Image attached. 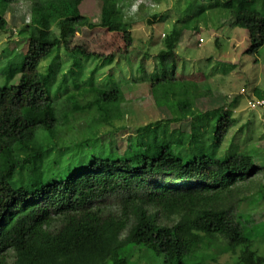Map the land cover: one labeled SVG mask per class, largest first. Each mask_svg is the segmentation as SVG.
Here are the masks:
<instances>
[{
  "label": "trees",
  "instance_id": "1",
  "mask_svg": "<svg viewBox=\"0 0 264 264\" xmlns=\"http://www.w3.org/2000/svg\"><path fill=\"white\" fill-rule=\"evenodd\" d=\"M20 1L0 0L5 8L0 11V30L7 31L4 15ZM29 1L30 24L12 32L27 42V50L1 73L5 81L0 86V264H129L131 255L125 254L136 250L144 258L161 257V264L179 257L189 264L187 256L211 248L221 236L223 251L236 255L235 264H264L258 244L264 243V223L239 212L247 200L243 191L258 189L264 200V185L254 182L264 166L249 153L216 156L237 121L224 108L198 111V87L192 81L176 87L180 32L165 36V49L156 57L164 73L149 89L156 105L171 113L168 125L190 120L188 135L181 129L170 133L158 122L142 128L123 154L92 132L71 147L59 146L56 138L71 125V116L100 111L104 103L118 102L120 94L115 87L97 93L86 106L67 102L56 108L54 96L70 92V76L76 90L84 85L76 73L77 59L65 73L60 64L39 71L57 48L53 26L63 24L64 36L75 26L101 27L122 37L125 52L132 46V33L124 23L122 0H93L103 4L100 24L81 16L79 7L85 0ZM217 5L229 10L234 25L247 31L249 47L244 54L257 55L264 47V0H220ZM112 18L115 23L109 21ZM73 51L105 66L115 59L113 54L93 55L83 48ZM93 75L94 71L87 82ZM93 90L90 87L81 97ZM98 140L112 155H94L64 168V155ZM197 240L202 245L193 252L191 244Z\"/></svg>",
  "mask_w": 264,
  "mask_h": 264
},
{
  "label": "rangeland",
  "instance_id": "2",
  "mask_svg": "<svg viewBox=\"0 0 264 264\" xmlns=\"http://www.w3.org/2000/svg\"><path fill=\"white\" fill-rule=\"evenodd\" d=\"M122 1L125 12L124 23L133 38L132 46L127 52L120 35L110 34L101 27L91 30L83 26H75L64 36L63 24L58 23L53 26V37L58 40L57 48L54 54L40 65L39 71L44 73L49 66L60 64L65 73L77 59L80 70L76 73L81 74L83 80L80 81V85H84L76 90L77 84L70 76V92L60 98L54 96L56 108L64 107L67 102L71 103V106L76 103L86 106L98 97L97 93L115 87L120 94L118 102L104 103L100 111L71 116V125L56 138L57 144L71 147L76 140L86 139L84 133L92 132L101 135L107 146L111 144L114 150L123 154L128 142L136 139L137 133L142 128L149 124L154 127L158 122L170 133L181 129L184 135H188L190 120L168 125L167 121L172 118L171 113L166 108L156 105L149 89L152 80L161 79L164 73L162 66L157 64L156 57L165 49V36L170 37L175 33L174 31H178L181 40L176 49L178 69L175 76L176 87L181 89L185 81H192L198 87L196 94L199 98L195 103L198 111L224 108L226 111H232L237 121L216 156L223 158L237 153H249L264 166V106L251 108L252 102L264 100V47L257 55L244 54L249 47L248 33L234 25L229 10L217 5L220 0ZM4 9L0 7V11ZM31 9V1L23 0L12 4L4 15L7 31L0 30V56L4 55V52L6 55L0 57V86L5 81L1 73L7 71L9 63L20 61L27 50V42H22L12 32L30 24ZM102 9L103 4L93 0L83 1L79 7L81 16L95 24L101 22ZM49 11L53 18L54 12ZM109 21L115 23L114 18ZM201 38L205 40V44L200 47L198 41ZM82 48L86 53L93 55L113 54L115 59L112 64L105 66L91 56L73 51ZM10 52L12 53L8 54ZM20 64L16 65L18 69L21 68ZM92 71H94L92 80L87 82ZM60 77L61 74L58 75L57 81ZM90 87L94 90L81 97L82 94L88 93ZM154 88L159 91L161 86ZM183 98L180 96L178 99ZM102 120L108 122L112 120V122L108 124ZM103 140L75 146L61 158L64 168L71 169L72 166L83 160H89L94 155L99 157L112 155L111 151L102 148ZM254 182L264 185V173L258 174ZM252 185L251 183L250 186ZM258 193V189L243 191L242 196L247 200L242 202L239 212L250 215L255 223H264V200H261ZM224 225L229 226L228 223ZM197 242L191 244L193 252L202 245L200 240ZM216 242L211 248L203 250L204 252L187 256L189 264L204 262L235 264L236 255L223 251L225 239L221 236ZM258 244L262 245L259 249L260 253L264 254V243ZM125 255L126 257L131 255L129 264H161L162 260L154 254L144 258L137 250L134 254L126 252ZM9 261L12 259L10 258ZM172 264H186V262L183 257H179L173 259Z\"/></svg>",
  "mask_w": 264,
  "mask_h": 264
},
{
  "label": "built area",
  "instance_id": "3",
  "mask_svg": "<svg viewBox=\"0 0 264 264\" xmlns=\"http://www.w3.org/2000/svg\"><path fill=\"white\" fill-rule=\"evenodd\" d=\"M199 42V45H203L205 44V40L203 38L200 39ZM264 106V100H257L255 102H252L251 103V108L252 109H257V108H260V107H263Z\"/></svg>",
  "mask_w": 264,
  "mask_h": 264
},
{
  "label": "crops",
  "instance_id": "4",
  "mask_svg": "<svg viewBox=\"0 0 264 264\" xmlns=\"http://www.w3.org/2000/svg\"><path fill=\"white\" fill-rule=\"evenodd\" d=\"M204 45V44H203ZM200 47L202 46V45H199Z\"/></svg>",
  "mask_w": 264,
  "mask_h": 264
}]
</instances>
